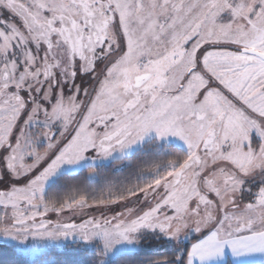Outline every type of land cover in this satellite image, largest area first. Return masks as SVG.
Wrapping results in <instances>:
<instances>
[{"label": "snow or ice", "instance_id": "1", "mask_svg": "<svg viewBox=\"0 0 264 264\" xmlns=\"http://www.w3.org/2000/svg\"><path fill=\"white\" fill-rule=\"evenodd\" d=\"M0 264H264V0H0Z\"/></svg>", "mask_w": 264, "mask_h": 264}]
</instances>
